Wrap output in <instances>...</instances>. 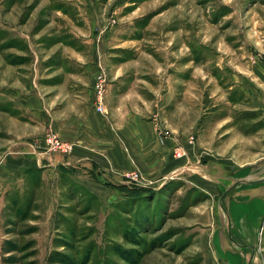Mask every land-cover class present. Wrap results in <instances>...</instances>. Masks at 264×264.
Returning a JSON list of instances; mask_svg holds the SVG:
<instances>
[{
  "label": "rangeland",
  "instance_id": "374dc122",
  "mask_svg": "<svg viewBox=\"0 0 264 264\" xmlns=\"http://www.w3.org/2000/svg\"><path fill=\"white\" fill-rule=\"evenodd\" d=\"M3 153L0 264H227L221 198L264 185V0H0Z\"/></svg>",
  "mask_w": 264,
  "mask_h": 264
},
{
  "label": "crops",
  "instance_id": "0c3cea01",
  "mask_svg": "<svg viewBox=\"0 0 264 264\" xmlns=\"http://www.w3.org/2000/svg\"><path fill=\"white\" fill-rule=\"evenodd\" d=\"M29 150L34 155L37 169L55 165L45 164V159L39 156L40 152L38 154L33 148ZM4 154L6 153L0 154L2 160L0 164L6 162ZM85 158L86 156L81 159ZM13 162L18 164V160L12 161L11 167L4 168L2 163L0 166L4 169L3 172L7 168H10L8 171L10 174L18 170L13 168ZM41 165L43 166L40 167ZM253 182H256V179L241 181V187L233 195L220 197L225 200V209L217 211L219 227L215 230L213 245L219 258L227 264H264L256 250L259 243L260 221L264 217V185L258 188L252 185Z\"/></svg>",
  "mask_w": 264,
  "mask_h": 264
},
{
  "label": "built area",
  "instance_id": "2783aa9c",
  "mask_svg": "<svg viewBox=\"0 0 264 264\" xmlns=\"http://www.w3.org/2000/svg\"><path fill=\"white\" fill-rule=\"evenodd\" d=\"M97 81L96 89H97V104H96V109L99 112H104L105 110V105L103 103L104 101V93H105V86H106V77L104 75H100ZM51 142L55 144L56 149H62L64 151H67L69 148L66 147L64 144L60 143L56 137H53L51 139ZM176 155L179 157H182L184 154L182 153V150L177 149L176 150Z\"/></svg>",
  "mask_w": 264,
  "mask_h": 264
}]
</instances>
